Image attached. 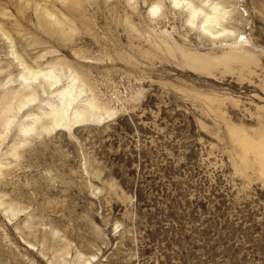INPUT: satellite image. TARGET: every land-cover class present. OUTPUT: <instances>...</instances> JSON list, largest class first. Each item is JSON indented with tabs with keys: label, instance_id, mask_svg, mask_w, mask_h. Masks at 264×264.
<instances>
[{
	"label": "rangeland",
	"instance_id": "rangeland-1",
	"mask_svg": "<svg viewBox=\"0 0 264 264\" xmlns=\"http://www.w3.org/2000/svg\"><path fill=\"white\" fill-rule=\"evenodd\" d=\"M192 1L225 8L229 32L170 0H0L18 53L72 67L73 105L112 112L23 133L61 76L0 125V264H264V171L240 143L264 145V0ZM9 46L0 34V111L24 87Z\"/></svg>",
	"mask_w": 264,
	"mask_h": 264
},
{
	"label": "bare ground",
	"instance_id": "bare-ground-1",
	"mask_svg": "<svg viewBox=\"0 0 264 264\" xmlns=\"http://www.w3.org/2000/svg\"><path fill=\"white\" fill-rule=\"evenodd\" d=\"M43 2V1H42ZM171 4L174 7L184 3V8L187 10V22L190 25H194L199 28L205 35L211 36L212 38L219 37L220 34L229 32V29L224 25V14L226 9L218 6L216 3H212L208 6V10H205L198 6L195 1L192 0H170ZM158 6L152 5L151 12L155 13ZM41 19L39 21L41 27L48 26L50 27L52 13L47 9L42 8ZM203 12V15L200 21L197 23L198 13ZM54 21V20H53ZM54 23V22H53ZM56 29L61 31L58 21L55 22ZM43 28V27H42ZM45 28V27H44ZM0 34L7 40L10 45L9 53L12 55L13 60L20 66L19 77L21 78L22 85L15 91H10L8 97H4L2 100V110L0 111V125H5L6 128L11 123V119L8 118V115L13 112L15 108L18 110L24 108L27 104L35 101L36 96L38 95L37 88L39 87L43 90L45 87L48 90L55 88L56 84L60 82L61 76H66L67 84L64 88L59 90L54 96L58 100V104H46L49 107V111H44L42 116L36 115L33 117L32 123L22 129L23 133H28L33 131L34 133H39L41 131H49L53 128L60 129H69L74 125H78L83 122H88L92 120L91 118L101 119L100 116L94 114V110L101 108L104 110V113L109 116L112 114L111 111L104 108L98 103L87 102L86 105L82 107H76L73 104L81 96L84 90L87 88V84L82 77L76 74L70 67L62 65L60 63H52L47 66V68L42 69L38 66L36 58H31L30 61L24 59V57L18 53L15 49V40L14 38L0 25ZM41 56H38L40 58ZM37 58V59H38ZM39 77H43L41 81ZM2 136L0 135V142ZM241 145L244 146V149L250 150L258 157V161L262 170L264 171V145L257 147L250 144L245 138H240ZM12 157H16L17 147L15 145L9 146L8 151L6 152ZM4 171V170H3ZM2 173V172H1ZM2 203L0 202V205ZM8 210L12 211L11 207H8Z\"/></svg>",
	"mask_w": 264,
	"mask_h": 264
}]
</instances>
